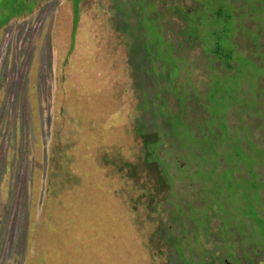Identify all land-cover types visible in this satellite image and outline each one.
Listing matches in <instances>:
<instances>
[{"label":"rangeland","instance_id":"374dc122","mask_svg":"<svg viewBox=\"0 0 264 264\" xmlns=\"http://www.w3.org/2000/svg\"><path fill=\"white\" fill-rule=\"evenodd\" d=\"M258 3L259 10L248 7L260 19L264 0ZM76 12L73 0H38L31 14L0 31V264H177L156 230L169 220L167 199L180 192L188 199L193 192L189 179H233L231 220L243 226L245 209L253 204L252 218L264 223V163L262 171L251 168L264 154L257 144L264 143V107L255 106L262 89L250 78L242 94L240 78L251 72H243L246 64L229 79L201 48L192 49L186 78L204 91L217 82L210 97L222 91L231 95L216 97L222 109L242 98L251 130L244 122L235 127V144L227 151L230 167L217 171L211 166L188 178L179 177L173 165V194L168 189L158 193L154 165L141 164L134 178L120 168L124 161L143 163L146 149L135 129L142 114L141 91L133 85L137 69L130 62V46L114 27L112 0H81L72 40ZM6 18L0 15V23ZM256 33L238 28L235 37ZM158 78L165 88L172 81L171 76ZM160 154L164 159L166 149ZM175 155L183 162L184 154ZM201 183L196 182L200 189ZM151 195H156L157 210ZM261 225L244 233V242H254L253 250L264 248ZM206 249L218 256L225 251L215 237ZM260 253L246 264H264ZM233 258L221 263L208 255L206 261L236 264Z\"/></svg>","mask_w":264,"mask_h":264},{"label":"trees","instance_id":"16d2710c","mask_svg":"<svg viewBox=\"0 0 264 264\" xmlns=\"http://www.w3.org/2000/svg\"><path fill=\"white\" fill-rule=\"evenodd\" d=\"M260 1L262 0H112L116 10L114 27L130 46V62L137 69L133 85L141 91L139 108L142 114L135 129L136 134L143 139L146 154L143 163L123 162L120 168L124 171L127 168L129 177L139 176L141 164L142 168L148 164L150 169L154 165L160 185L158 193L168 189L172 195L175 186L170 184L174 178L170 167L173 165L179 177L182 175L188 178L193 172L202 173L201 171L209 170L211 166L217 171L230 167L228 163L232 162L227 159V151L232 152L231 148L235 144V127L244 122L251 130L246 120V116L250 115H244V100L240 98V94L239 101L234 100L222 109L216 97L227 98L231 95L222 91L215 92L216 95L210 97L217 82L210 88V81H207L209 88L204 91L199 88L198 83L188 80L186 77L190 74V69L187 59L191 56L192 49L201 48L207 59L211 58L213 64L225 71L229 79L241 65L246 64L243 72H251L241 76V92L245 94L250 87L248 81L255 78L262 89L255 106L256 109L264 107V17L260 16L259 19L255 11H250L248 7L251 5L258 8ZM80 2L81 0H73L77 12L72 40ZM35 4L36 0L3 1V4L0 3V15L6 12L7 18L1 22V26L25 11L31 13ZM236 5L242 8V16H239ZM244 27L256 30L257 33L236 38L235 32ZM256 70H261L263 74ZM229 71L232 73L229 74ZM182 72L185 75L182 76ZM208 73L205 72L207 76ZM159 75L166 78L171 76L172 81L168 87L161 85ZM228 84L227 79L223 85ZM257 144L264 151V143ZM163 149H166L164 159L160 154ZM176 152L184 154L183 162L175 155ZM192 155L197 159L191 158ZM167 156L171 158L168 160ZM199 156L202 158H198ZM249 157L253 158L251 155ZM237 159H242L239 153ZM263 163L264 154L252 161L251 168L259 172ZM235 177H239L238 171L235 172ZM189 181L194 184L191 195L187 199L185 193L180 192L175 193V199H167L165 203L169 220L156 230L157 237L169 247L175 262L210 264L206 261V256L209 255L212 257L210 261H216L219 257L221 263H229V259L238 257L233 258L236 264H246L259 256L264 248L253 250L254 242H244V233L252 232L259 223L262 224L261 231H264L261 218H252L257 205L250 204L245 209L243 226L236 225L238 219L231 220V214L236 208L235 198L231 195L234 180L227 182L220 178H199ZM200 181L203 182L201 189L196 186V182ZM203 190L205 191L201 192ZM155 197L156 195L150 196L151 204ZM153 209L157 210V203L153 204ZM215 215L219 217L216 219L219 221L217 223ZM211 237H215L216 241H223L224 253L218 256L215 251L209 252L206 249V243ZM227 242L230 243L229 247ZM246 245L251 247L247 250ZM194 257L199 260L195 261Z\"/></svg>","mask_w":264,"mask_h":264},{"label":"crops","instance_id":"0c3cea01","mask_svg":"<svg viewBox=\"0 0 264 264\" xmlns=\"http://www.w3.org/2000/svg\"><path fill=\"white\" fill-rule=\"evenodd\" d=\"M37 1H38V0H36V3H37ZM35 6H36V4H35ZM3 11H4V10H3ZM33 11H34V9H33ZM33 11H32V12H33ZM25 12H26V11H25ZM25 12H24V14H21V15H19V16H18V15H17V16H14L10 21L6 22L3 26H1V23H0V31H3V30L5 29L6 26L10 25V22H11L13 19H15V18H17V17H20V16H23V15H28V14H31V13H32V12H31V13H28V12L25 13ZM5 13H6V12H5ZM2 28H3V29H2Z\"/></svg>","mask_w":264,"mask_h":264},{"label":"flooded vegetation","instance_id":"af4514ba","mask_svg":"<svg viewBox=\"0 0 264 264\" xmlns=\"http://www.w3.org/2000/svg\"><path fill=\"white\" fill-rule=\"evenodd\" d=\"M72 45V44H71ZM238 259V257H236Z\"/></svg>","mask_w":264,"mask_h":264}]
</instances>
